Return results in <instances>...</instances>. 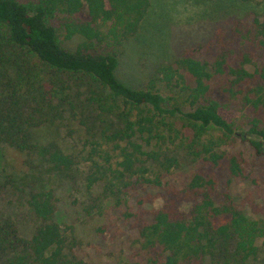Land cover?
<instances>
[{"label": "trees", "instance_id": "1", "mask_svg": "<svg viewBox=\"0 0 264 264\" xmlns=\"http://www.w3.org/2000/svg\"><path fill=\"white\" fill-rule=\"evenodd\" d=\"M254 1L221 2L205 58L192 48L134 88L116 71L150 0H0V144L41 160L37 174L15 185L34 230L27 236L17 219L0 216V264H101L77 251L56 220L52 181H74L81 161L54 138L74 121L97 138L86 157L87 188L97 191L91 207L105 216L110 200L121 209L122 228L135 231L147 259L132 264H264V219L253 217L264 213L256 173L264 159V14L249 9ZM50 128L54 137L38 142ZM173 134L180 146L164 147ZM238 139L255 151L254 164L229 148ZM185 166L181 182L172 180ZM234 178L258 189L238 200Z\"/></svg>", "mask_w": 264, "mask_h": 264}, {"label": "rangeland", "instance_id": "2", "mask_svg": "<svg viewBox=\"0 0 264 264\" xmlns=\"http://www.w3.org/2000/svg\"><path fill=\"white\" fill-rule=\"evenodd\" d=\"M150 1L151 5L141 29L124 46L116 71L120 81L134 88L144 87L157 67L183 52L189 53L192 48L198 51L195 56L205 58L203 48L212 43L210 39L216 36L215 31L221 26V10L218 5L225 2L235 6L234 0ZM249 9L260 15L264 14V0H255L250 3ZM258 61L262 63L263 56ZM247 68L253 70L251 66ZM179 123L178 127L181 128V122ZM52 135L54 130L50 128L37 133L35 138L41 142L39 138L52 139L54 137ZM93 135L78 121H74L62 127L54 138L66 151L78 155L81 161L74 181H64L60 184L52 181L59 198L56 220L66 231L71 245L88 260L101 264L144 263L147 259L145 260L139 244L135 242V231L128 226L123 228L121 226V209L115 208L110 200L105 201L104 209L106 208L107 212L105 216L99 215L98 210L91 207L97 191L96 189L90 191L87 188L90 162L86 157L89 154L92 156L96 154L97 138ZM174 135L172 138L166 137L164 147L175 149L180 146L181 138ZM229 148L243 152L254 164L256 154L248 143H242L238 139L233 141L232 147ZM29 160L31 159L27 155L17 149L0 144V216H12L17 219L21 230L27 236L32 235L34 223L30 221L24 199L15 194V185H21L39 171L38 167L41 166L38 165L41 160L38 158L30 162ZM32 165L38 167L34 168ZM190 168L191 166H185L176 170L171 179L181 182ZM256 173L261 178L260 197L264 199V159L258 162ZM223 180L221 185L228 177H224ZM230 189L239 200L248 189L256 191L258 187L254 186L251 180L234 178L230 182ZM151 192L157 194L160 190L151 189ZM161 204V200L156 201L157 206ZM183 207L188 209L190 204H184ZM253 217L264 219V213ZM258 243L264 244V239Z\"/></svg>", "mask_w": 264, "mask_h": 264}]
</instances>
